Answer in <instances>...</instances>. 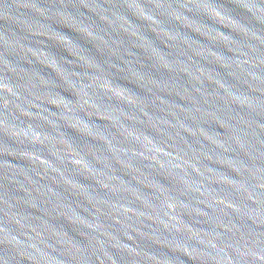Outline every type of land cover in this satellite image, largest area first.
I'll return each instance as SVG.
<instances>
[{
	"label": "water",
	"instance_id": "95a60500",
	"mask_svg": "<svg viewBox=\"0 0 264 264\" xmlns=\"http://www.w3.org/2000/svg\"><path fill=\"white\" fill-rule=\"evenodd\" d=\"M0 123L169 264H264V0H0Z\"/></svg>",
	"mask_w": 264,
	"mask_h": 264
}]
</instances>
